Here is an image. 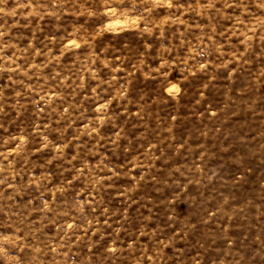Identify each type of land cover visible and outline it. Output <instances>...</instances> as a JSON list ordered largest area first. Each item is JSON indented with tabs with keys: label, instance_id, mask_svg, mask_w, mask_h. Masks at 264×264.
Wrapping results in <instances>:
<instances>
[{
	"label": "rangeland",
	"instance_id": "1",
	"mask_svg": "<svg viewBox=\"0 0 264 264\" xmlns=\"http://www.w3.org/2000/svg\"><path fill=\"white\" fill-rule=\"evenodd\" d=\"M0 264H264V0H0Z\"/></svg>",
	"mask_w": 264,
	"mask_h": 264
}]
</instances>
